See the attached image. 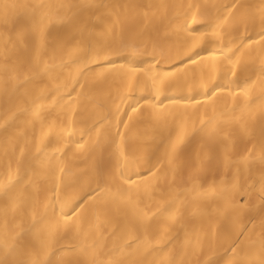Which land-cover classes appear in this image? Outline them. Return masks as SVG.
<instances>
[{
	"label": "bare ground",
	"instance_id": "1",
	"mask_svg": "<svg viewBox=\"0 0 264 264\" xmlns=\"http://www.w3.org/2000/svg\"><path fill=\"white\" fill-rule=\"evenodd\" d=\"M0 264H264V0H0Z\"/></svg>",
	"mask_w": 264,
	"mask_h": 264
}]
</instances>
